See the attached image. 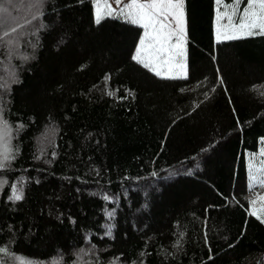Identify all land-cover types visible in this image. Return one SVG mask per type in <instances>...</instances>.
<instances>
[{
    "label": "trees",
    "instance_id": "1",
    "mask_svg": "<svg viewBox=\"0 0 264 264\" xmlns=\"http://www.w3.org/2000/svg\"><path fill=\"white\" fill-rule=\"evenodd\" d=\"M90 1L43 0L0 43V261L264 264L245 161L264 140V36L215 44V0H185L187 78L162 79Z\"/></svg>",
    "mask_w": 264,
    "mask_h": 264
},
{
    "label": "snow or ice",
    "instance_id": "2",
    "mask_svg": "<svg viewBox=\"0 0 264 264\" xmlns=\"http://www.w3.org/2000/svg\"><path fill=\"white\" fill-rule=\"evenodd\" d=\"M114 2L116 8L108 2L102 5L96 3L95 22L99 24L103 18L108 16L121 17L128 23L142 28L143 35L133 59L162 79H186L185 0H128L126 3L125 0H114ZM215 4L217 6V42L264 36V0H246V2L245 0H231V3L227 4L224 0H215ZM16 31V27L11 28L12 33ZM9 36L10 32L4 31L3 36H0V43L13 44L12 40H4V37ZM108 95H113V93L109 92ZM19 127L22 128L23 125ZM10 139L11 128L7 121L3 120L2 112H0V169L6 167L15 158L10 147ZM260 155L264 157V152ZM252 159L254 158H250L249 162V186L252 189H255L257 184L264 187V179H258L256 175V172H264V159L260 161V168L255 171ZM2 183L4 182L0 181V184ZM22 198V191L12 186L9 199L18 201ZM258 200L264 202V196H259ZM250 204L253 206L250 215L264 223V203L261 204L259 213L255 209L257 200H251ZM0 252L7 255V250L4 248H0ZM19 264H25V262L21 260Z\"/></svg>",
    "mask_w": 264,
    "mask_h": 264
},
{
    "label": "rangeland",
    "instance_id": "3",
    "mask_svg": "<svg viewBox=\"0 0 264 264\" xmlns=\"http://www.w3.org/2000/svg\"><path fill=\"white\" fill-rule=\"evenodd\" d=\"M42 1L43 0H0V3H4L6 5V6L0 7V34H2L8 28H11V27L15 26L16 24L20 23L25 17L31 16L34 12H40V10H42L40 8L42 5L41 4ZM105 2L111 3L112 7L116 8V4H115L114 0H91L90 1V6L92 9V17H93V21L95 24H97L95 22V11H96L95 5H96V3H100L102 5ZM126 2H128V0H125V3ZM216 7L217 6L215 4L214 38H215L216 43L234 41V40H224L221 42H217V40H216ZM221 11H223V9H221ZM104 19H109V20H113V21L114 20H120V21L124 22L128 26V28L131 29L132 32H134V34L136 36V42H137L136 46L134 47V51H133V56H134L136 53V48L138 47V44H139V40L141 39L144 30L142 28L136 26V25L128 23L125 19H123L121 17L113 18V17L108 16V17L103 18L102 20H104ZM251 37H255V36H251ZM244 38H249V37H244ZM244 38H241V39H244ZM13 40H16V39H13ZM235 40H239V39H235ZM186 43H187V41H186ZM185 49H186V45H185ZM4 74H5V77L7 78L8 73H6V71H4ZM8 89L9 88L7 87V85L4 84V79H0V93L2 94V97L4 96L5 93H8ZM1 103L2 102L0 100V112H2V114H3V110H2L3 107H2ZM10 147L12 149V154H13V146H12L11 139H10ZM261 152H264V140L260 141L259 149H258V152L256 154H246V156H245L246 167H247V187H248V191L250 194V201L253 199L257 200V204L255 206V209L258 211V213H259V210L261 208V204L264 203V202H260L258 200L259 196H264V187H261L259 184H257L255 189L250 188V186H249V162H250V158H254V159H252V163L254 165L253 170L255 171L256 169H259L260 168V161L262 159H264V157H261V155H260ZM256 175H257L258 179H264V172H256ZM2 188H3V185L1 184L0 185V191ZM250 201H249L248 214H249V216L256 219L255 216L250 215V212L253 210V206L250 204ZM19 261H21V260L14 259V260H11L10 263H8V264H19ZM25 264H32V263L25 262Z\"/></svg>",
    "mask_w": 264,
    "mask_h": 264
}]
</instances>
